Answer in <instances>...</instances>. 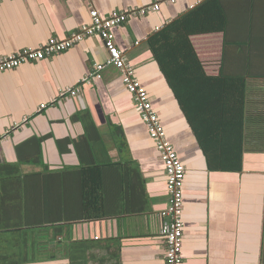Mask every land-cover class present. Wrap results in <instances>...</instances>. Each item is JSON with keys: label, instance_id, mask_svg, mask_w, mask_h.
<instances>
[{"label": "crops", "instance_id": "1", "mask_svg": "<svg viewBox=\"0 0 264 264\" xmlns=\"http://www.w3.org/2000/svg\"><path fill=\"white\" fill-rule=\"evenodd\" d=\"M165 1L0 0V57L37 48L50 38L65 39L90 23L92 10L107 17L160 4L158 12L131 18L113 34L185 168L182 264H261L264 150H245L240 172L208 170L147 45L149 36L187 11L194 0L176 5ZM220 2L227 18L224 32L190 38L206 72L258 74L264 61L253 54L255 46L264 51V45L255 44V38H264V0ZM106 58L101 38L93 36L64 53L0 74V167L5 172L0 174V187H5L0 189V211H6L0 213V230L45 228L49 238L55 227L64 230L61 255L34 264H71L65 247L82 241L93 245L87 264H165L160 214L168 195L154 143L118 69L106 66L98 78L80 84ZM261 84L255 81L254 89ZM78 87L77 97L59 96ZM41 105L46 108L39 110ZM84 168L101 173L96 182L105 190V218L82 219ZM5 197L26 202L10 205ZM8 211L15 215L7 217ZM24 211L35 216V225L27 217L23 227Z\"/></svg>", "mask_w": 264, "mask_h": 264}, {"label": "trees", "instance_id": "2", "mask_svg": "<svg viewBox=\"0 0 264 264\" xmlns=\"http://www.w3.org/2000/svg\"><path fill=\"white\" fill-rule=\"evenodd\" d=\"M226 24L220 0H203L149 36L147 45L196 138L208 170L240 172L245 150H264V69L255 75L250 71L245 75H227L221 69L216 75L208 74L190 39L195 35L224 32ZM255 44L258 47L264 45V38H255ZM254 49L253 58L264 61V51L258 50L257 46ZM255 81L263 84L254 89ZM3 171L4 167H0V174H5ZM97 179H102L97 168L81 171L83 220L109 216L101 206L105 190ZM4 199L10 205H14V200L23 201V206L26 202L14 197ZM1 211V214L6 212ZM13 214L8 211L7 217ZM21 216L23 227L29 223L27 217L35 225L32 219L35 216L25 211ZM0 232V264L45 262L58 258L64 248L62 226L53 229V238H49V230L45 228L7 227ZM53 241L54 245L51 244ZM92 247L88 241L68 244L65 247L67 258L71 264H87ZM261 264H264V256Z\"/></svg>", "mask_w": 264, "mask_h": 264}, {"label": "built area", "instance_id": "3", "mask_svg": "<svg viewBox=\"0 0 264 264\" xmlns=\"http://www.w3.org/2000/svg\"><path fill=\"white\" fill-rule=\"evenodd\" d=\"M185 1L187 0H166L165 3L176 5ZM202 1L194 0L188 6V9L194 8ZM160 6V4H154L143 8L114 11L107 17H102L97 11L92 10L90 11V23L81 26L65 39L50 38L37 48H26L17 53L0 57V74L14 70L25 63L39 62L64 53L87 38L93 36L101 38L107 58L103 64L95 65L94 72L82 79L80 84L83 85L90 80L98 78L99 73L106 66L114 67L120 72L121 81L131 95L135 109L148 131L149 138L154 143L159 160L164 166L168 201L166 208L160 214V234L165 243V264H182L181 246L184 235L182 215L185 168L173 144L168 139L146 91L136 78L133 66L116 46L113 34V29L123 25L129 19L156 13L160 10ZM80 93V87L68 88L61 91L59 96L61 98L77 97ZM44 108H46V105H41L39 110Z\"/></svg>", "mask_w": 264, "mask_h": 264}, {"label": "rangeland", "instance_id": "4", "mask_svg": "<svg viewBox=\"0 0 264 264\" xmlns=\"http://www.w3.org/2000/svg\"><path fill=\"white\" fill-rule=\"evenodd\" d=\"M48 261V260H47Z\"/></svg>", "mask_w": 264, "mask_h": 264}]
</instances>
